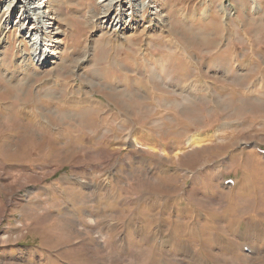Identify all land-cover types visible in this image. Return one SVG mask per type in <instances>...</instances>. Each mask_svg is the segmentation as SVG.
I'll return each mask as SVG.
<instances>
[{
	"label": "rangeland",
	"instance_id": "1",
	"mask_svg": "<svg viewBox=\"0 0 264 264\" xmlns=\"http://www.w3.org/2000/svg\"><path fill=\"white\" fill-rule=\"evenodd\" d=\"M97 2L0 11V264H264V0Z\"/></svg>",
	"mask_w": 264,
	"mask_h": 264
},
{
	"label": "bare ground",
	"instance_id": "2",
	"mask_svg": "<svg viewBox=\"0 0 264 264\" xmlns=\"http://www.w3.org/2000/svg\"><path fill=\"white\" fill-rule=\"evenodd\" d=\"M56 1L0 0V11L4 10L6 13L5 17H2V25L5 26V29L9 26L10 28L15 26L21 36L28 38L30 49H32L33 63L35 62L41 66L51 63L56 56L55 49L58 40L56 41L54 37L59 32L58 27L55 25L56 16L54 15L53 5ZM97 4L99 9V12H97V14L99 13L98 20H100L98 25L116 29L122 28L121 25L124 24V28L126 25V28L130 29L133 28V23H128L125 20L123 6L127 4V7H129L128 15L131 16L135 9L144 10L147 7L148 0H98ZM22 55L25 56V52ZM29 63L25 62L24 68L31 67ZM238 187H243V183ZM237 233L241 232L237 231Z\"/></svg>",
	"mask_w": 264,
	"mask_h": 264
},
{
	"label": "crops",
	"instance_id": "3",
	"mask_svg": "<svg viewBox=\"0 0 264 264\" xmlns=\"http://www.w3.org/2000/svg\"><path fill=\"white\" fill-rule=\"evenodd\" d=\"M96 11V12H95ZM97 12H99V9H97V10H94V11H91V13H90V16L91 17H97V15H99V13L97 14ZM157 13H158V11H157ZM159 14V13H158ZM96 20V19H95ZM95 23H96V21H95ZM102 27V26H101ZM126 28V27H125Z\"/></svg>",
	"mask_w": 264,
	"mask_h": 264
}]
</instances>
